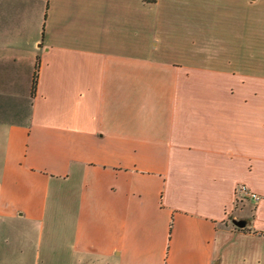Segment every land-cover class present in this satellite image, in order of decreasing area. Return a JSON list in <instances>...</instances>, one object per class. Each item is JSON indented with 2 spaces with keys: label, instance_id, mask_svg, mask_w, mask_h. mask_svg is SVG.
Returning <instances> with one entry per match:
<instances>
[{
  "label": "crops",
  "instance_id": "crops-1",
  "mask_svg": "<svg viewBox=\"0 0 264 264\" xmlns=\"http://www.w3.org/2000/svg\"><path fill=\"white\" fill-rule=\"evenodd\" d=\"M0 264H264V0H0Z\"/></svg>",
  "mask_w": 264,
  "mask_h": 264
},
{
  "label": "built area",
  "instance_id": "built-area-1",
  "mask_svg": "<svg viewBox=\"0 0 264 264\" xmlns=\"http://www.w3.org/2000/svg\"><path fill=\"white\" fill-rule=\"evenodd\" d=\"M236 190L242 192L243 196L249 197L255 201L260 199L257 193L250 191L244 184L238 185Z\"/></svg>",
  "mask_w": 264,
  "mask_h": 264
},
{
  "label": "water",
  "instance_id": "water-1",
  "mask_svg": "<svg viewBox=\"0 0 264 264\" xmlns=\"http://www.w3.org/2000/svg\"><path fill=\"white\" fill-rule=\"evenodd\" d=\"M231 222H232L236 227H239V228L244 227L245 224H246V221L243 220V219H235V218H233V219L231 220Z\"/></svg>",
  "mask_w": 264,
  "mask_h": 264
},
{
  "label": "trees",
  "instance_id": "trees-1",
  "mask_svg": "<svg viewBox=\"0 0 264 264\" xmlns=\"http://www.w3.org/2000/svg\"><path fill=\"white\" fill-rule=\"evenodd\" d=\"M146 2H154L155 0H144Z\"/></svg>",
  "mask_w": 264,
  "mask_h": 264
}]
</instances>
